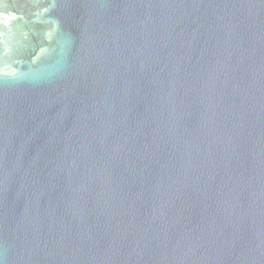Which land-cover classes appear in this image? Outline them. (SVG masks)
Returning <instances> with one entry per match:
<instances>
[{"label":"water","instance_id":"95a60500","mask_svg":"<svg viewBox=\"0 0 264 264\" xmlns=\"http://www.w3.org/2000/svg\"><path fill=\"white\" fill-rule=\"evenodd\" d=\"M0 264H264V0H0Z\"/></svg>","mask_w":264,"mask_h":264}]
</instances>
